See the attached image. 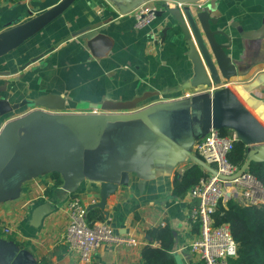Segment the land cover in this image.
<instances>
[{
  "label": "crops",
  "instance_id": "crops-1",
  "mask_svg": "<svg viewBox=\"0 0 264 264\" xmlns=\"http://www.w3.org/2000/svg\"><path fill=\"white\" fill-rule=\"evenodd\" d=\"M59 1L0 0V35ZM201 1V7L190 8L207 11L218 21L213 30H221L231 39L226 51L238 75L224 86L240 91L264 124V0ZM126 9L125 3L116 0H76L38 33L0 57V97L11 103L29 99L42 104L30 111L47 108L55 115L96 117L130 115L184 101L193 96L185 94L202 91L191 87L193 65L182 34L170 28L161 42L163 29L173 27L170 12L175 9L142 27L136 26L134 15ZM95 29L97 34L84 36ZM217 38L229 44L226 36ZM98 107L104 111H95ZM129 108L137 110L129 112ZM59 110L65 112H55ZM25 111L30 112L23 108L13 119ZM168 115L178 143L161 140L139 147L129 168V184L109 194L103 208L97 206L103 200L98 180L76 171L78 151L71 146L69 132L54 123L43 127V136H37L30 146L33 157L10 161L6 173L24 163L43 165V170L0 196V238L10 251L17 250V264H81L65 241L67 203L75 197L90 209L100 208L117 234L139 242L130 247L105 244L91 264H141L142 248L160 245L147 230L165 225L176 233L174 254L182 264H199L189 248L198 234L190 217L192 199L189 191L177 196L174 183L194 165L205 169L196 160V143L202 137L180 134L181 112ZM54 173L60 176V183ZM46 203L51 205V213L35 226L33 212ZM3 226L11 229V235H4Z\"/></svg>",
  "mask_w": 264,
  "mask_h": 264
},
{
  "label": "water",
  "instance_id": "water-1",
  "mask_svg": "<svg viewBox=\"0 0 264 264\" xmlns=\"http://www.w3.org/2000/svg\"><path fill=\"white\" fill-rule=\"evenodd\" d=\"M75 1L60 0L43 13L1 34L0 57L38 33ZM116 1L125 3V12H128L137 0ZM165 14L166 10L155 12L156 18H163ZM170 15L173 18V27L163 29L161 42L165 41L170 28H173L175 33L182 34L193 65L191 87L207 89L218 86L213 95L195 94L184 101L157 105L130 115L96 117L55 115L47 108L45 110L48 112L30 111L42 107V104L29 99L11 103L8 99L0 97V196L14 191L23 180L43 170V165L24 163L6 173L10 161L23 162L24 158L33 157L30 146L37 136H43V127L46 128L50 123L61 125L71 135V146L78 151L75 158L76 171L80 175L95 177L98 180L103 191V200L97 206L102 208L105 207L109 194L115 193L119 186L129 184V168L139 147L144 143L161 140L171 145L177 142V135H172L171 132L175 131V127L169 121L168 112L182 113L178 120L182 125L178 130L189 138L198 139L210 129H227L250 147L264 144V124L258 118L259 114L249 108L251 104L244 99L245 96L240 91L237 93L231 87L223 86L232 82L238 73L236 65L226 51L231 39L223 31L212 28V25L217 24V19L212 18L205 10L197 11L190 7L175 9ZM97 32L98 29H95L84 36L89 38ZM218 35L226 36L229 44L219 42ZM23 108H28L30 112L25 111L20 118L13 119V115ZM129 109V112L137 110ZM99 110L104 111V108H95V111ZM255 159L264 161V147L258 148L250 155L242 170L248 168ZM196 160L205 169L214 171L199 157ZM51 210L48 203L38 206L33 212V224L39 226ZM173 234L176 236L175 232ZM16 253L17 250L10 251L9 245L0 238V264H17L19 256H15Z\"/></svg>",
  "mask_w": 264,
  "mask_h": 264
},
{
  "label": "built area",
  "instance_id": "built-area-1",
  "mask_svg": "<svg viewBox=\"0 0 264 264\" xmlns=\"http://www.w3.org/2000/svg\"><path fill=\"white\" fill-rule=\"evenodd\" d=\"M201 7V0H139L129 11L136 20V26L142 27L156 18L158 10L184 9L185 7ZM124 14V13H123ZM224 86V85H223ZM218 86L185 94L213 95ZM237 135H221L219 130L210 129L196 143L199 158L214 171L190 188L192 199L190 217L199 226V232L189 248L199 264H230L238 255V244L228 224L216 225L214 213L220 203L235 199L245 206L264 205V184L248 168L242 170L229 161L228 154L233 149ZM88 204L80 198H72L67 203L68 226L65 241L74 251L81 264H91L95 253L105 244L136 246L137 239L132 236L117 234L107 221L88 222ZM4 235L12 233L9 227L2 229Z\"/></svg>",
  "mask_w": 264,
  "mask_h": 264
},
{
  "label": "trees",
  "instance_id": "trees-1",
  "mask_svg": "<svg viewBox=\"0 0 264 264\" xmlns=\"http://www.w3.org/2000/svg\"><path fill=\"white\" fill-rule=\"evenodd\" d=\"M223 136L232 133L227 129H219ZM253 147L241 140L234 142L233 149L228 154L230 162L242 166L252 154ZM251 174L256 176L264 184V161L255 159L248 167ZM207 175V171L199 165L188 168L183 176L176 179L174 192L183 197L191 187L196 185L201 178ZM57 183L61 178L54 173ZM216 225L228 224L235 241L238 244V255L230 260V264H264V205L245 206L229 199L226 203H220L214 213ZM105 221L100 208L92 207L88 211V222ZM197 232L199 226L195 224ZM153 240L159 241V246L147 244L142 248L141 264H177L174 254V236L168 225L157 226L147 230Z\"/></svg>",
  "mask_w": 264,
  "mask_h": 264
},
{
  "label": "rangeland",
  "instance_id": "rangeland-1",
  "mask_svg": "<svg viewBox=\"0 0 264 264\" xmlns=\"http://www.w3.org/2000/svg\"><path fill=\"white\" fill-rule=\"evenodd\" d=\"M262 146H264V144L258 145L257 148H256L255 150H252V151L254 152V151H256L258 148H260V147H262ZM253 152H252V153H253ZM4 225H6V224L4 223ZM3 227H4V226H3ZM0 235H1V234H0ZM10 235H11V234H10ZM175 256H176V262H177V264H182V262H181L179 256H178V255H175Z\"/></svg>",
  "mask_w": 264,
  "mask_h": 264
}]
</instances>
